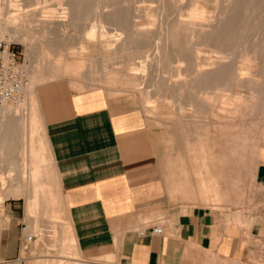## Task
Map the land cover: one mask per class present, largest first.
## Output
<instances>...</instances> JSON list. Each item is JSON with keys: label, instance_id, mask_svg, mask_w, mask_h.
Wrapping results in <instances>:
<instances>
[{"label": "rangeland", "instance_id": "374dc122", "mask_svg": "<svg viewBox=\"0 0 264 264\" xmlns=\"http://www.w3.org/2000/svg\"><path fill=\"white\" fill-rule=\"evenodd\" d=\"M4 17L16 27L3 44L23 54L28 86L19 105L0 109V179L21 193L0 191V264H111L75 259L45 122L39 107L38 127L36 101L29 108L49 83L136 110L158 171L168 162L169 200L180 211L255 209L264 195V0H0V26ZM44 174L53 207L39 197L28 221L30 181ZM253 244L245 261L201 264H264V244Z\"/></svg>", "mask_w": 264, "mask_h": 264}, {"label": "crops", "instance_id": "0c3cea01", "mask_svg": "<svg viewBox=\"0 0 264 264\" xmlns=\"http://www.w3.org/2000/svg\"><path fill=\"white\" fill-rule=\"evenodd\" d=\"M34 97L38 127L39 107L45 122L76 260L201 264L208 256L242 262L254 242L264 244V195L254 200L255 209L241 204L225 213L200 206L180 211L170 204L168 162L166 172L158 171L152 133L139 122L136 110L121 111L102 92L77 93L64 83H49ZM262 169L264 185V164ZM44 175L35 177L37 183L27 192L28 221L39 211V197L43 206L53 207ZM0 180V191L8 188L7 197L21 198ZM156 227L160 234L151 232Z\"/></svg>", "mask_w": 264, "mask_h": 264}, {"label": "built area", "instance_id": "2783aa9c", "mask_svg": "<svg viewBox=\"0 0 264 264\" xmlns=\"http://www.w3.org/2000/svg\"><path fill=\"white\" fill-rule=\"evenodd\" d=\"M23 54L15 46L4 45L0 42V108L19 105L28 86ZM160 234L161 229L156 227L151 231ZM34 236H28L30 242Z\"/></svg>", "mask_w": 264, "mask_h": 264}, {"label": "bare ground", "instance_id": "6f19581e", "mask_svg": "<svg viewBox=\"0 0 264 264\" xmlns=\"http://www.w3.org/2000/svg\"><path fill=\"white\" fill-rule=\"evenodd\" d=\"M237 3L239 4L240 3V0H237ZM75 7V6H74ZM188 19V18H187ZM230 19H231V17H230ZM229 22H231V20L229 21ZM4 24L2 25V26H0V40H2V41H0V42H3V40H4V36H5V34L8 32L9 33V31H12V30H14L15 29V24L14 23H12V22H10V21H6V18L4 17V22H3ZM179 26L178 27H181V25H183V26H185V25H195V23H193V22H188V21H184V20H179V24H178ZM225 35H227V34H225ZM17 40H19L20 42H22L23 44H25V41H26V39L25 40H22V39H17ZM230 41H231V39H230V36L229 35H227L226 37H224V35H223V38H221V40H219L218 41V43L220 44V45H222V46H228V44H230ZM27 44V43H26ZM25 44V45H26ZM181 52L183 53V54H186L185 53V51L184 50H182L181 49ZM243 68V67H242ZM37 71V70H36ZM193 72H194V70H192ZM197 72V71H196ZM205 74H209L211 71H203ZM34 80V79H33ZM43 81V80H42ZM90 81V80H89ZM242 81V80H241ZM207 89H209V88H207ZM202 94H205V93H202ZM26 95H27V90H26ZM27 99H28V97H27ZM26 99V100H27ZM30 110L32 109V104H33V102L35 101V97H34V95H31V98H30ZM250 101V100H249ZM257 101H259V100H257ZM254 103V102H253ZM28 104V103H27ZM205 106H207L206 104H205ZM203 107V106H202ZM215 107V106H214ZM0 109H12L11 107H6V108H0ZM199 112V111H198ZM1 117V116H0ZM218 126H219V124H218ZM233 126V125H232ZM199 128V130H201V129H203L204 128V125L202 126V127H198ZM15 129V128H14ZM245 133V132H244ZM256 136V135H255ZM32 156L33 157H36V152L35 153H33L32 154ZM247 156V155H246ZM251 156V155H250ZM35 183H37V179L35 178V177H33L32 178V181H30V184L32 185V186H34V184ZM32 186H30V187H32Z\"/></svg>", "mask_w": 264, "mask_h": 264}]
</instances>
